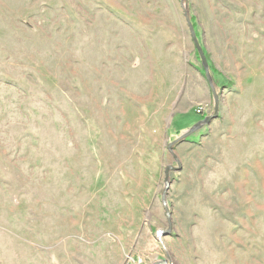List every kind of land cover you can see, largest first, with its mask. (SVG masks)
I'll list each match as a JSON object with an SVG mask.
<instances>
[{
    "label": "rangeland",
    "instance_id": "1",
    "mask_svg": "<svg viewBox=\"0 0 264 264\" xmlns=\"http://www.w3.org/2000/svg\"><path fill=\"white\" fill-rule=\"evenodd\" d=\"M0 264H264V0H0Z\"/></svg>",
    "mask_w": 264,
    "mask_h": 264
},
{
    "label": "water",
    "instance_id": "2",
    "mask_svg": "<svg viewBox=\"0 0 264 264\" xmlns=\"http://www.w3.org/2000/svg\"><path fill=\"white\" fill-rule=\"evenodd\" d=\"M186 24H187V27H188V30H189L190 37H191V39H192V41L194 43L195 49H196V51L199 54V57L201 59V63H202L203 70H204L205 79L210 83L209 74H208V68H207L208 65H207L206 59H205V57L203 55V51H202L201 47L199 46V43H198V41L196 39V35H195V32H194V29H193L192 25L190 24L188 18H186ZM211 89H212V94H213V97H214V100H215V110H214L213 115H211L208 118H205L204 120H202L201 122H199L198 124H196L194 126V128L191 129V131L188 132V134L191 133V132H193L196 128H199L202 125H209L213 120L217 119V117H218L217 98L215 97V92H214V90H213L212 87H211ZM168 149H169V151H171V146H169ZM171 171H181L180 164L178 163V167L177 168L167 167L165 169V174H164L165 175V179H164V182L166 184H167V180H168L169 173Z\"/></svg>",
    "mask_w": 264,
    "mask_h": 264
},
{
    "label": "trees",
    "instance_id": "3",
    "mask_svg": "<svg viewBox=\"0 0 264 264\" xmlns=\"http://www.w3.org/2000/svg\"><path fill=\"white\" fill-rule=\"evenodd\" d=\"M190 23H191V20L189 19ZM192 24V23H191Z\"/></svg>",
    "mask_w": 264,
    "mask_h": 264
}]
</instances>
